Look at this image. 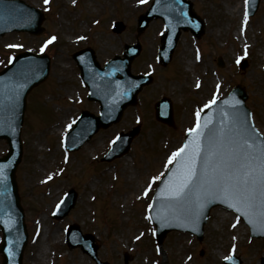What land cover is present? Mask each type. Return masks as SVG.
I'll list each match as a JSON object with an SVG mask.
<instances>
[{
    "label": "rangeland",
    "instance_id": "1",
    "mask_svg": "<svg viewBox=\"0 0 264 264\" xmlns=\"http://www.w3.org/2000/svg\"><path fill=\"white\" fill-rule=\"evenodd\" d=\"M24 1L44 12V28L38 35H2L0 67L19 48L36 51L45 39L56 38L46 49L52 58L49 78L30 95L22 132L23 153L16 171L28 230L24 264H94L78 248L57 249L56 242H63L64 229L70 223L80 224L84 232L97 236V256L110 264H123L125 255L127 264H223L221 258L231 252L240 258V264H261L264 240L250 239L241 221L233 227L234 215L222 209L213 210L200 241L188 233L169 232L159 254L150 238L149 243L143 240L146 235L138 242L132 236L144 227L145 222L137 213L143 212L148 203L139 201L134 206L141 199L137 196L149 176L162 172L164 157L172 156L190 128L195 107L209 103L212 97L223 96L239 83L248 92L255 123L264 133V0L249 17L243 40L241 35L236 36L243 16L239 13L242 0H191L194 10L205 21V32L199 39L184 33L165 67L156 61L162 23L158 19L151 21L138 36L141 51L131 67L135 73H151L152 82L141 90L136 104L126 108L118 123L99 130L66 163L61 161L58 145L63 122L73 120L83 108L98 110L96 103H87L84 98L86 91L80 87L72 52L92 46L101 65L111 56L121 54L125 43L135 42L136 17L149 4L140 0ZM114 20H121L124 29L114 32ZM8 44L17 45L18 50H12ZM195 47L201 60L190 75L184 67L186 60L194 57ZM243 56L246 66L240 69L234 60ZM220 59L222 66L217 64ZM195 80L200 82L197 88ZM215 82L220 84L217 94ZM47 92H51L52 98L44 100V104L41 97ZM67 93L73 96L72 101ZM163 94L174 98L175 123L171 127L155 120L153 102ZM47 118L54 123L48 126ZM135 125H139V132L126 158L106 164L100 161L99 156L110 146L112 136ZM5 151L6 145L0 141V155ZM49 175L52 179L42 181L43 176ZM69 187L78 194L74 208L63 219H52L53 202ZM36 223L43 225L37 234Z\"/></svg>",
    "mask_w": 264,
    "mask_h": 264
},
{
    "label": "water",
    "instance_id": "2",
    "mask_svg": "<svg viewBox=\"0 0 264 264\" xmlns=\"http://www.w3.org/2000/svg\"><path fill=\"white\" fill-rule=\"evenodd\" d=\"M12 4L19 6L21 10H26L31 20L4 22L1 17L6 14L12 16L13 13L7 12L8 8L4 6L5 3H0V34L6 30L12 29L36 32V27L41 21V16L36 11L30 10L29 7L25 6L20 1H13ZM187 13L193 18L190 7L187 9ZM19 14L20 12H15L16 17ZM186 25L187 24L179 22L176 23L175 33L168 30V33L172 36V45L177 39L179 27L182 26L186 28ZM28 57H34L35 59H25ZM127 58L125 61L124 75L119 78L116 76L115 70L111 71L108 76L111 81H106L101 76V73L105 72L109 67L98 70L93 79L88 75L87 81L93 95L91 97L100 101L103 115L113 110L130 94L133 88L134 81L128 77V63L131 56H127ZM42 61L43 62L37 60L35 56L21 54L16 57L14 62L7 69L0 73V137L5 138L10 144L8 156L4 159H0V170L3 172V176L0 177V226L3 230V242L0 249L4 253L3 264H9V262L10 264H20L21 251L25 244L22 214L18 206L16 185L14 183V170L20 155L18 133L24 109L25 95L33 85L37 84L46 76L48 71L47 61ZM82 69L83 76L85 77L86 70L83 67ZM139 87L134 90L133 95L131 93L133 98ZM244 98L241 90L237 88L227 98L215 102L200 119L202 128L207 124V127L203 128L205 135L197 136L195 132H192L186 137L185 145L191 144L195 140L200 142L202 147H206L211 139L209 130L218 134L221 129L232 128L234 126V121L235 126L238 127L240 124H243L258 142H263L251 127L249 113L243 106ZM237 101H239L238 104ZM124 105L125 104L119 109L118 115H120ZM237 117L238 121H236ZM85 119L89 120L91 118L89 115L85 114L81 121ZM92 122L90 131H95L99 126H106L109 123L103 122L99 117L92 118ZM87 133L88 132L85 133V136L87 135L88 138L92 132ZM177 169L178 164L176 160L165 178L161 180L155 196L152 219L158 227L159 236H163L167 230L173 227H186L198 233L201 230V225L211 206L222 204L229 207V203H231V201L224 200L223 198L207 197L206 200L201 201L204 205L203 208H199L195 193L187 200H175L170 198L166 194L165 189L175 177ZM231 208L235 209V207ZM197 212L198 216H196L193 222V214ZM237 212L252 227L255 235L264 236V227L257 222L254 216L245 214L243 210Z\"/></svg>",
    "mask_w": 264,
    "mask_h": 264
},
{
    "label": "snow or ice",
    "instance_id": "3",
    "mask_svg": "<svg viewBox=\"0 0 264 264\" xmlns=\"http://www.w3.org/2000/svg\"><path fill=\"white\" fill-rule=\"evenodd\" d=\"M140 2L144 3L146 0ZM245 3L247 4V0ZM55 39L52 37L47 44ZM214 102L213 100L212 103ZM206 127L207 124L203 126ZM203 128L197 121L196 126L189 131L195 132L197 136H204ZM209 132L211 139L206 147L194 140L169 157V164L174 159L177 160L178 169L165 189L166 194L175 200H187L195 193L199 208H203L201 201L207 197L223 198L231 201L229 207L254 216L264 227V142H258L243 124L235 126V121L232 128L221 129L218 134L211 130ZM2 176L3 172L0 170V177ZM196 216L198 212L193 214V222ZM235 226L234 224L233 227ZM225 259H231V256H226Z\"/></svg>",
    "mask_w": 264,
    "mask_h": 264
}]
</instances>
